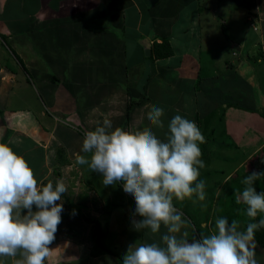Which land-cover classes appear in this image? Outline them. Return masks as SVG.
<instances>
[{
    "label": "crops",
    "instance_id": "0c3cea01",
    "mask_svg": "<svg viewBox=\"0 0 264 264\" xmlns=\"http://www.w3.org/2000/svg\"><path fill=\"white\" fill-rule=\"evenodd\" d=\"M243 3L248 14H256L264 22V0H243ZM201 6L200 0H0V35L7 36L24 54L27 68L33 72L30 76L38 79L39 88L41 83L45 84L42 90L51 86L45 93L38 92L37 100L30 96L28 107L10 105L11 95L17 93L16 69L21 74L26 67L21 63L14 68L5 62L0 45V143L9 144L26 159L39 185L49 181L55 185L57 180H63L67 187L63 195L73 197L63 199L62 196L63 200L57 202L63 203L62 222L49 245L44 264H122L107 253L92 256V233L85 231L94 221H99L104 228V240L108 238L109 245L114 247H123L124 239L126 247L136 243H162L161 236L167 234L163 225L159 233H152L150 229L136 231L131 224L134 209H130L129 216H124V203L114 201L116 193L111 186L105 187L103 177L91 171L87 164L76 162L77 153L90 159L91 153L82 151L83 140L87 132L102 126L104 120L111 121L112 130L150 128L159 138L166 139L168 123L175 115H181L194 121L209 143L214 141L211 119L216 108L225 104L227 97L231 99L233 107L229 104L220 107L218 119L223 125L220 136L231 143L214 141L210 149H202L205 142L199 145L205 165L199 179L205 181L206 198L211 195V200L198 202L195 196L174 200L184 217L200 224L203 234L215 231L217 218L226 217L231 222L236 216L233 202H222L229 198V195L222 197L223 189L227 190L236 180L240 192L245 187L241 182L248 174L264 171V121L258 115L261 111L264 113V94L256 91L260 80L250 65L251 54L243 58L239 52L232 51L233 57L238 58L236 66L222 57L221 61L228 67L226 73L242 78L237 87L232 84L233 77L228 78L226 89H236L238 93L239 88L241 92L237 101L223 89L220 94L224 101L211 108L213 96L208 86L211 78L205 76L204 81L201 78L202 42L208 34L200 22ZM214 15L218 17L219 12ZM257 24H253V30L254 27L258 30ZM92 40L98 46L91 47ZM145 41L151 47L150 56L145 55L142 46ZM164 42L171 47L172 55L158 58L156 45ZM47 46H51L50 52L45 49ZM60 46L75 48L79 53L72 59L59 60L57 55L61 53L53 48ZM36 47L41 49L32 52L31 48ZM239 47L241 51L243 46ZM48 57L50 70L46 66ZM24 75L26 78L28 73ZM244 83L252 86L254 93L242 89ZM202 87L203 92L199 91ZM202 93H207L209 100H203ZM250 102L253 106H249ZM153 105L164 109L161 118L164 128L152 125L147 119ZM230 149L240 153V163H235V157L225 156ZM219 158L232 159V165L227 169L211 167ZM252 159L258 164L249 169ZM218 174L220 179L216 177ZM230 198L232 201L233 194ZM129 199L132 202L128 207L130 204L135 207L134 198ZM241 203L238 209L245 206ZM105 204L110 208L108 211ZM196 212L199 214L195 215ZM25 213L26 210L22 211ZM193 229L192 224L187 229L189 239L196 236ZM245 229L246 224L239 227V230ZM84 236L88 240H80L77 245L78 238ZM20 258L17 254L0 259L4 264H15Z\"/></svg>",
    "mask_w": 264,
    "mask_h": 264
},
{
    "label": "clouds",
    "instance_id": "9594fccd",
    "mask_svg": "<svg viewBox=\"0 0 264 264\" xmlns=\"http://www.w3.org/2000/svg\"><path fill=\"white\" fill-rule=\"evenodd\" d=\"M163 116L164 109L155 105L147 113L148 121L159 128H164ZM167 128V138L161 139L150 128L112 130L111 121L104 120L83 140L82 151L91 153L90 159L76 155L78 164H87L103 177L105 187L121 183L134 198L131 224L136 231L159 233L162 225L167 228L162 243L129 245L122 264H258L254 241L264 219L239 230L236 220L219 217L212 234L189 239L191 222L174 200L206 199V183L199 179L205 167L199 145L205 137L194 121L181 115H175ZM262 176L264 171L248 174L236 196L253 219L264 213V192L254 187ZM66 192L63 180L39 185L26 159L9 144L0 143V258L19 254L15 264H44L62 222L63 203L57 202Z\"/></svg>",
    "mask_w": 264,
    "mask_h": 264
},
{
    "label": "rangeland",
    "instance_id": "374dc122",
    "mask_svg": "<svg viewBox=\"0 0 264 264\" xmlns=\"http://www.w3.org/2000/svg\"><path fill=\"white\" fill-rule=\"evenodd\" d=\"M200 3L202 5L201 6L202 14L200 15L201 16L200 22L202 24V27L204 28V31L208 32L207 36L203 38V42H202V55H201V62H200L201 67H202L201 78H202V81H204L205 76H208L209 78H211V82L208 85L211 89L210 91L212 92L211 96H213L212 104L210 103L211 108H216L215 106H218V104L220 103V100L224 101L225 98L224 96L220 94V91H222L224 87L226 86V83L229 80L228 78L233 77L232 84L235 85L236 87L241 82V79H242L241 76L239 77L237 75L232 74L231 72L226 73V69L228 67L223 63V61L227 60L229 61L228 63L233 64V66L234 65L236 66V64H238V58L233 57L232 51H233V54H235L234 51L236 52V54L237 52H239L243 58H246L248 53L251 54V57H250L251 61L249 60V62H251L250 65L253 67L255 76L258 77L260 80L259 86L257 88L258 90L256 91L260 92L261 95L264 94V22L263 23L260 22L257 16L248 15V11H247V8L244 6L245 3H243V0L242 1L241 0H200ZM213 9H215L214 10L215 12L212 11ZM186 12L188 13L190 12V10H187ZM216 12H219L218 17L217 16L215 17L214 15L216 14ZM253 24L254 25L257 24L258 30L256 31L253 30ZM0 45L2 46V49L5 52L1 55V58H3L5 62L8 61L10 66L14 68L15 66L21 65V63L24 65V67H26V70L21 72V74H20V69L19 68L16 69V73H19V76L16 77L18 78L16 80L17 83H15L14 85L15 91H17V93L15 95L14 93L11 95V100L9 103L10 105L14 103V107H28L27 103L29 101L30 96H32L34 100H37V97L39 95L38 92L45 93L46 89H51V86L46 88L45 90H42L41 88L42 86L44 87L45 84L41 83L40 84L41 88H39L38 79L35 76H30V73L33 74V72L29 68H27L28 63L25 59L24 54L19 52V48L14 46L7 36L0 35ZM78 45L80 44L78 43ZM239 45L243 46L241 51L235 48L236 46H239ZM90 46L96 47L98 46V43L95 40H92V43L90 44ZM31 49H32L31 51L34 52L35 50H40L41 47H36V48H31ZM45 49L50 52L51 46H47L45 47ZM53 49L59 50L58 53H61L60 56L57 55V59L61 60L62 58H64L65 61L69 58L72 59L76 57L79 53L78 50L77 51L75 50V48L64 47V46H60L58 48H53ZM222 57H223V61H221ZM48 59H49V63L46 62L47 63L46 66H47V69L50 70L52 68V66H50L51 58L48 57ZM25 72H26V75L28 73V76L26 78L24 77ZM251 74L253 75V73ZM244 88L247 89L248 92L254 93L253 87L252 86L249 87L248 83L245 84V86H242V89ZM202 89L203 87L199 88V91L203 92ZM237 96L238 95H236L234 99L237 100ZM201 98H203V100H206L209 97L207 93H202ZM262 101H264V99H262ZM217 102L218 104H216ZM226 104H229L231 107H233V102L231 101L229 97H227L226 103L216 108L218 110L215 111V115L211 119L212 126L214 127L213 138H214V141L220 142L224 140L226 142L231 143V141L228 138H224L220 136L223 130V125L218 122L219 116L221 114L220 107L224 108ZM248 104L249 106H253L252 104L254 103L250 102ZM262 108L264 109V106ZM258 115H260L264 121V113L262 114L260 112ZM214 141H210V142L208 141L209 143L205 142L204 147H202V149H210L209 145L210 143L214 144L215 143ZM224 154L225 156L228 155L229 157L230 156L235 157L236 164L240 163V161L242 160L241 159L242 156L240 155V153H238L235 150L230 149L228 150V152ZM214 161H216V163H214L213 165L210 164V166L214 168L226 167L227 169L232 165V159H229V160L220 159V160H214ZM257 164L258 163H256V159H252L250 162L249 169H252ZM216 177L218 179L221 178L219 174ZM117 185L119 184L111 186L112 191L116 193L115 194L116 198L114 201L118 202L121 200L124 203V206L122 207L124 216L125 215L129 216L130 211L132 209H135V207L132 208L134 204H130V206L128 207V204L132 202L131 199H129L131 196L130 194H126L123 191V189L119 188ZM212 185L214 186V184ZM228 186L229 187L227 188V190L223 189L222 197L229 195V198L224 199L222 202H230V203L233 202L235 208L232 210L233 211L236 210V213H235L236 216L234 217V219L237 221L239 227L243 228V226L247 224V222L250 220H248L249 217L246 215L245 206L244 207L242 206V208L240 207L239 209L237 208L238 203L236 202V196L239 192L237 190L236 180L234 182H231ZM260 186L261 185L258 184L257 186L258 189H260ZM254 187L257 188L256 184H254ZM261 191L263 192V190ZM232 194H233V200L231 201L230 199L232 198L230 197ZM67 196L71 199L73 198L72 195L66 194V195H63V199H65V197L67 198ZM206 199L211 200V195ZM198 202L200 201L198 200ZM104 208H106V206ZM107 208H106V211L110 209L108 205H107ZM22 211H25V210H22ZM198 214L199 212L195 213V215H198ZM260 214L261 215H259V217L264 218V213H260ZM106 215L107 214H104L105 217ZM251 223H258V220L255 221L253 219ZM191 224L194 228L193 231L195 232L196 237H199L198 233L202 234V230H203L200 224L193 223V222H191ZM93 229H94V225H92L91 227L88 225V228H86V231H85L86 234L92 233ZM80 240L85 242L88 240V237L87 236H84V238L79 237L78 242L76 241L77 245L80 244ZM89 242H90V239H89ZM104 242H105V245L114 248L113 251H117L121 255V257H123L128 251V247H126L127 246L126 239L123 240L124 242L123 247H119V246L114 247V245L110 246L108 238H105ZM256 259L258 261V264L264 262V248L260 247V249L256 250Z\"/></svg>",
    "mask_w": 264,
    "mask_h": 264
},
{
    "label": "trees",
    "instance_id": "16d2710c",
    "mask_svg": "<svg viewBox=\"0 0 264 264\" xmlns=\"http://www.w3.org/2000/svg\"><path fill=\"white\" fill-rule=\"evenodd\" d=\"M249 16H256V14H248ZM172 55V50H171V47L169 46V44L167 42H164L163 44H160V45H156V56L158 58H164V57H169ZM227 87H224V90L225 91H228L226 89ZM238 90V93H236V89L235 90H230L228 91V95L231 96V97H234L236 95H240V92L241 90L239 88H237ZM258 184H260V189H258V187L256 188L257 191H261L263 190L264 192V176H262V178L260 180L257 181ZM68 202V200H67ZM70 202V201H69ZM246 208H247V205H245V211H246ZM259 215H261L260 213L257 215L256 218H254V220H260V219H264V218H260ZM87 221H90L92 222L93 220L91 219H87L85 218ZM250 221L247 222L248 223H251V221L253 220V218H250L249 219ZM94 229H93V232H92V239H93V247H92V251H91V254L93 257H97L98 255L100 254H104V253H107V254H110L114 257H117L119 260H121L122 262V257L121 255H118L116 254L115 252H113L112 250H110L108 247L105 246L104 244V235H105V232H104V228L102 227V225L99 223V221H94ZM246 224V226H247ZM255 242L257 243L258 246L264 248V228H260L256 231V234H255Z\"/></svg>",
    "mask_w": 264,
    "mask_h": 264
},
{
    "label": "water",
    "instance_id": "95a60500",
    "mask_svg": "<svg viewBox=\"0 0 264 264\" xmlns=\"http://www.w3.org/2000/svg\"><path fill=\"white\" fill-rule=\"evenodd\" d=\"M143 48H144V52H145V55L146 56H150L151 55V47L150 45L147 43V41H145L143 43ZM235 48H237L239 51H240V47L239 46H236ZM262 112V111H261Z\"/></svg>",
    "mask_w": 264,
    "mask_h": 264
},
{
    "label": "built area",
    "instance_id": "2783aa9c",
    "mask_svg": "<svg viewBox=\"0 0 264 264\" xmlns=\"http://www.w3.org/2000/svg\"><path fill=\"white\" fill-rule=\"evenodd\" d=\"M254 29L256 30V27H254Z\"/></svg>",
    "mask_w": 264,
    "mask_h": 264
}]
</instances>
